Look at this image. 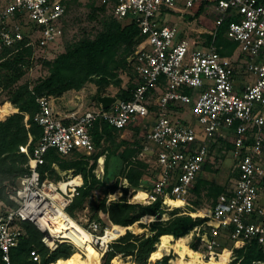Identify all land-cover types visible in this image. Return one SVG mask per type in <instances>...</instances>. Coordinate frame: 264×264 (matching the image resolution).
I'll return each mask as SVG.
<instances>
[{"label":"built area","instance_id":"1","mask_svg":"<svg viewBox=\"0 0 264 264\" xmlns=\"http://www.w3.org/2000/svg\"><path fill=\"white\" fill-rule=\"evenodd\" d=\"M97 2L110 10L115 20L133 22L139 30L141 40L128 58L135 87L128 100L114 97L108 108H102L98 102L94 108L64 117L55 112L52 97L36 98L39 110L34 119L41 135L31 150L28 144L19 147L28 159L27 172L9 195L13 206L0 211L1 261L14 264L10 250L23 236V222L32 223L40 231V241L49 251L59 243H70L51 233L47 219L54 211L67 214L66 208L78 195L82 182L63 191L58 182L41 178L40 167L51 149L60 156L73 152L92 154L95 148L90 131L98 119L120 131L136 121L153 117L139 153L141 160L147 154L154 156V181L147 190V204L158 198L185 202L208 160L212 144L230 137L235 182L232 189L218 196L209 210L208 217L218 226L210 225V236L204 231L201 235L211 246L223 227L229 231L235 247L254 241L264 248V206L258 201V182L264 177L260 164L264 147V3L258 0ZM180 3L184 9L193 10L191 16L199 9L202 12L209 9L214 14L213 28L208 33L212 37L218 26L227 23L224 35L237 44L236 56L234 53L230 57L221 56L214 38L210 42L205 38L195 40L181 35L175 25L165 22L170 12H179L176 6ZM64 18L63 0H0V52L6 49L16 52L17 45L23 41H26L24 47H49L62 37ZM238 64H242L245 80L237 84ZM185 110L191 118L171 116ZM53 194H58L60 200L54 199ZM85 230L95 236L101 225L91 221ZM106 249L107 246L101 249V255ZM29 260L41 262L35 248L29 251Z\"/></svg>","mask_w":264,"mask_h":264},{"label":"trees","instance_id":"2","mask_svg":"<svg viewBox=\"0 0 264 264\" xmlns=\"http://www.w3.org/2000/svg\"><path fill=\"white\" fill-rule=\"evenodd\" d=\"M258 1L264 3V0ZM105 9L104 6H99V10L105 11ZM201 11L199 9L194 16H198ZM194 16L189 18L192 19ZM226 25L227 23H223L218 26L214 37L206 34L204 38L207 42L214 38L219 54L230 57L236 51L237 44L225 37ZM140 40L139 30L133 22L122 24L110 16L101 22V28L95 36H85L64 53L59 54L48 64L47 76L36 80L32 85L26 82L18 84L30 66L28 58L32 53V47H24L26 41H23L17 45L19 49L16 52L10 49L0 52V89L1 92L8 93L7 98L0 102V119L4 117L0 120V185L3 181L13 182L15 178L20 179L27 172V166L23 167L27 164V156L19 151V147L28 144L31 150L40 138L41 128L34 119L39 110L36 98L59 97L69 90L78 91L86 83L92 82L93 78L97 84H106L112 77L108 60H112L116 51L122 48H124L125 56L121 61L132 71L128 58L133 54ZM134 87L133 82L115 98L128 100ZM98 97L100 95L95 99L96 105ZM5 102H9L16 112L9 113L11 106ZM3 107L7 109L6 114L1 113ZM117 132L118 130L109 126L105 121L98 119L91 128L90 134L94 148L99 147L106 139L114 144L115 151L122 149L119 158L124 167L118 176L126 181L127 186L119 189L118 181H112V183L105 181L104 161L106 163L107 159L104 160L102 154L87 155L82 152H73L68 159H64L65 156L58 155L53 149L44 156V164L40 167L41 178L45 179V174H48L54 176L55 181L58 182V171L54 169L56 165L61 172L72 171L73 176H81L82 186L78 188V195L73 197L72 202L66 208L67 214L73 219L75 218L74 211L93 197L94 190L101 188L103 195L90 200V222L100 223L101 229L102 227L108 228L109 225L131 228L135 224H138L141 229H147V232L143 234H136L137 231L134 229H127L123 234H117V230H112L116 236L115 240L107 245V249L100 258V264H113L112 261L116 257L128 259L131 264H148V259L157 250L160 238L171 237L172 243H176L195 228H198L202 234V226L207 218H193L191 215L172 211L167 219H163L165 201L160 198L147 205L143 203L148 197H138L134 201L138 203H129L125 199L129 188L138 190L142 185L144 171L148 167L146 162L138 158L142 145L137 142L129 144L123 140L116 144L114 138ZM213 146L214 144L211 148ZM227 147L233 148L231 144ZM207 163L204 164L202 172L206 169ZM94 171L98 172L96 175L98 178L95 177ZM11 174L14 176L11 177ZM102 175L103 178L99 179ZM152 177L154 178L153 174ZM204 186L208 187L206 191L207 196L212 199V207L218 196L227 190L224 186L209 183L198 176L191 193L199 196ZM118 189L122 194L120 198L108 201V195L115 193ZM196 205L199 209V204ZM10 206H13L12 202ZM195 211L196 209L192 212ZM202 213L206 216L208 211L205 210ZM152 218L154 220L147 225L141 224ZM21 227L23 236L18 245L10 250L12 263L36 264L29 260V251L34 248L41 256L39 264H54L60 259L64 264L73 255L71 246L65 242L57 244L53 251H49L40 241L42 234L32 223L23 222ZM102 232L100 230L101 234ZM190 248L196 249L194 245ZM219 255H223L227 263V255L225 253ZM170 259L169 255L162 256L154 264H170ZM261 263H264V248L254 241L235 248L229 262V264ZM0 264H4L1 259Z\"/></svg>","mask_w":264,"mask_h":264},{"label":"rangeland","instance_id":"3","mask_svg":"<svg viewBox=\"0 0 264 264\" xmlns=\"http://www.w3.org/2000/svg\"><path fill=\"white\" fill-rule=\"evenodd\" d=\"M65 3V18L63 20V35L58 40L52 43L47 48H32V53L29 56L28 60L30 62L29 68L26 70L25 74L19 80L18 84L29 83L33 84L36 80L44 78L48 74V64L52 62L59 54L64 53L68 48L74 45L76 42L80 41L83 37H93L101 28V22L104 19L109 18L111 15L110 10L105 9V11L99 10V5L97 0H63ZM176 8L179 12L174 11L170 12L168 16H166L165 22H169L176 26L181 35H186L192 39H202L206 34H208L213 28L214 22V14L209 10H204L198 16L192 17L190 12L193 10L184 9L183 5L177 4ZM194 14V12H193ZM122 24L129 23L128 20L126 22H121ZM235 56L237 52H234ZM125 52L124 48L119 49L113 56L112 60H108V67L112 72V77L108 79L106 84H97L93 78L92 82L86 83L80 90H69L60 95L59 97H52L53 105L57 112H62L64 107L61 106V103L64 101L65 103L69 102L74 109H79L78 113H81L84 110L94 108L96 106L95 99L97 96H111L118 97L122 94L124 90L127 89L129 85L134 82V74L130 70L126 64H124L121 60L124 58ZM242 64H238L237 66V83L245 80V75L243 73ZM8 96V93L0 89V102L4 101ZM4 104V103H3ZM187 110V109H186ZM183 113H172V117L176 118L178 116H187L189 118L192 115L186 111ZM1 113L6 114L7 109L3 107L1 109ZM4 118V117H3ZM2 118V119H3ZM0 119V120H2ZM143 121V120H141ZM153 117L143 121V122H134L127 126L126 128L118 131L115 134L114 142L117 144L120 141H127L129 144L133 142H137L143 145L145 140V136L150 129L152 124ZM231 138L229 137L224 143L223 141H215L214 146L211 148L209 157L206 164V169L200 173V179L207 181L209 183L224 186L226 188H231L235 182L233 168L234 161L232 158V149L227 147L230 143ZM232 145V144H231ZM264 150V147H263ZM122 149L115 151L114 144L109 140H103L99 147H95L94 152L92 154H102L104 160L107 159V162L104 161V166L106 165V182L118 181L119 189L123 186H127L128 184L124 179H122L118 174L123 169L124 165L119 158ZM264 154V151H263ZM64 158V157H63ZM68 156H65L64 159H68ZM140 158V156H138ZM142 161L147 163V170L144 171V175L142 177V185L138 188V190H133V188H129L128 193L125 199L129 203H138L132 200L133 196H137V192L139 190H148L151 188L153 183L152 177V166L154 164V156L151 154H147L145 156H141ZM262 161H264V156L262 155ZM28 163V159H27ZM261 164V163H260ZM25 164L23 167H26ZM264 171L263 167L261 166ZM57 172L58 178L60 180L66 181V178L72 174V171L61 172L57 165L54 168ZM97 171L94 172L96 177ZM101 174V173H100ZM14 174H11V177ZM46 178L49 180L55 181L54 176H49L45 174ZM98 178V177H96ZM103 175L99 178L102 179ZM19 178H15L12 181H3L0 185V211L4 210L7 206H10L11 201L9 199V195L11 194L14 187L19 184ZM208 188V187H207ZM205 186L201 190L199 196L190 194L184 202V205L180 208L171 207V203L168 205H163L165 210V214L163 219H167L169 213L172 211H176L181 214L191 215L193 218H207V221L202 226V230L207 232L210 236L212 233L211 227L208 224L210 218L208 217L210 212L205 216L202 212L205 210L209 211L212 207V199L207 196V189ZM117 190L115 193L108 195V201L118 200L120 198L121 191ZM132 192V193H131ZM134 194V195H131ZM102 189H96L93 191V197L88 199L84 205L74 211L75 221L82 226L84 229L88 228L90 223V200L96 199L98 196H102ZM258 201L264 204V189L258 188ZM142 204V203H139ZM199 204V209H197V205ZM143 205H147V203H143ZM197 211L198 214L192 212L193 210ZM202 214V215H199ZM200 216V217H199ZM202 216V217H201ZM154 218L145 220L141 222V224H148L153 221ZM134 229L137 231L136 234H143L147 232V229L139 228L138 224H135L133 227L129 229ZM106 229L111 230L112 225L107 227H102V231L104 232ZM141 229V230H139ZM113 230V229H112ZM127 230V229H126ZM102 232V233H103ZM125 233V232H124ZM100 231L95 233V237H100ZM115 240V239H113ZM109 241L106 246L112 242ZM214 244L209 246L205 241H203V236L200 234L198 228H195L193 231L189 233V240L186 243V247L190 254H188L182 264H209L212 261L219 260V254L225 253L228 257L227 263L232 259L233 251L235 248L234 243L232 242L229 231L226 228H220L218 230L217 236L214 238ZM159 242H161L159 240ZM168 240H165L164 243L167 247H169L166 251L156 252L152 259H148V264H154L156 260L160 259L162 256H170L172 261L177 260L179 258L178 254L175 252V243H172ZM67 243V242H65ZM73 251V255L84 258V251L82 248L76 247L71 243H68ZM93 247L101 254V249H105V247L101 246V242L95 241ZM191 245L196 247L195 250L190 248ZM157 249V248H156ZM72 256V255H71ZM102 256V255H101ZM101 258V257H100ZM171 259L169 263L171 264ZM113 264H131L128 259H122L116 257ZM54 264H62L61 259L55 262Z\"/></svg>","mask_w":264,"mask_h":264},{"label":"bare ground","instance_id":"4","mask_svg":"<svg viewBox=\"0 0 264 264\" xmlns=\"http://www.w3.org/2000/svg\"><path fill=\"white\" fill-rule=\"evenodd\" d=\"M80 183H81V178L79 177V175L75 177H70L66 181L64 180L58 181V185L63 191L66 190L67 186L79 185ZM52 196L54 199L60 200V196L58 194H53ZM138 197L146 198L148 197V192L144 190H139L137 191V196H133L132 200L135 201ZM145 203H147V200L145 201ZM170 203H171V207H175V208H180L182 207V205H184V202H182L181 200H173V199H166L164 204L168 205ZM195 213L198 214L197 211L194 212V215ZM47 220L51 224V225L49 224V227L51 228V233L53 235H57L63 238L64 240H67L74 246L82 248L84 251V258L78 257L76 255H72L64 264H100L101 254L93 247L92 244L95 241L97 242L100 241L101 246L105 247L109 241L115 239L116 237L115 234L112 233V229L117 230V234H123L126 230V228L123 226L113 225L111 230L106 229L100 235V237L97 238L92 234H90L89 232H87L73 218H71L68 214L64 213L61 210L54 211L53 214L50 217H48ZM208 224L213 227L218 226V223L215 220H209ZM168 238L169 237L160 238L161 242L158 243L156 252L166 251L169 248L164 243V241L168 240ZM188 240H189V234L183 236L175 243L174 250L178 254L179 258L175 261L171 260L172 262L171 264H182L184 258L191 253V251H189L186 247V243L188 242ZM155 253L151 255L150 259L154 257ZM225 261L226 258L223 255H219L218 261H214L209 264H224Z\"/></svg>","mask_w":264,"mask_h":264},{"label":"crops","instance_id":"5","mask_svg":"<svg viewBox=\"0 0 264 264\" xmlns=\"http://www.w3.org/2000/svg\"><path fill=\"white\" fill-rule=\"evenodd\" d=\"M236 79H238V77H236ZM236 83H237V80H236ZM238 84V83H237ZM53 99V98H52ZM53 101V100H52ZM5 103H9V102H5ZM10 104V103H9ZM10 106H11V110H10V112L9 113H12V112H16V110L12 107V105L10 104ZM61 106L62 107H64V109L62 110V112H57L56 110H55V112H57V114L59 115V116H61V117H64V116H66V115H69V114H71L72 112H79L80 110L79 109H74L72 106H71V104L69 103V102H67V103H65L64 101L61 103ZM53 107H54V105H53ZM54 109H55V107H54ZM8 113V114H9ZM224 143V142H223ZM264 151V150H263ZM262 155L264 156V154H263V152H262ZM260 163H261V166L263 167V169H264V161H262V156H261V160H260ZM55 168V167H54ZM264 172V171H263ZM69 176H71V175H69ZM80 176V175H79ZM234 176V175H233ZM72 177V176H71ZM74 177V176H73ZM80 178H81V176H80ZM234 178H235V176H234ZM81 182H82V178H81ZM232 187L233 186H231V188H227V189H232ZM258 188H263L264 189V177L261 179V180H259V182H258ZM259 204L261 205V206H264V204L261 202H259ZM209 212V211H208ZM200 215H202V214H200ZM200 217V216H199ZM202 217V216H201ZM126 228V227H125ZM126 229H128V228H126ZM172 240V238L171 237H169L168 238V241L170 242ZM173 241V240H172ZM158 247V246H157ZM157 251V250H156Z\"/></svg>","mask_w":264,"mask_h":264},{"label":"water","instance_id":"6","mask_svg":"<svg viewBox=\"0 0 264 264\" xmlns=\"http://www.w3.org/2000/svg\"><path fill=\"white\" fill-rule=\"evenodd\" d=\"M97 100L102 108H108L111 105V103L115 101V98L111 96H100L98 97Z\"/></svg>","mask_w":264,"mask_h":264}]
</instances>
